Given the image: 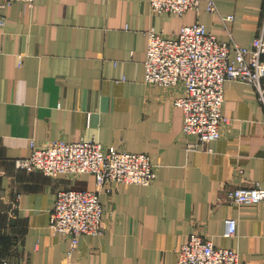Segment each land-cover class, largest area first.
Listing matches in <instances>:
<instances>
[{
    "label": "crops",
    "instance_id": "0c3cea01",
    "mask_svg": "<svg viewBox=\"0 0 264 264\" xmlns=\"http://www.w3.org/2000/svg\"><path fill=\"white\" fill-rule=\"evenodd\" d=\"M214 2L232 22L222 24L204 1L183 16L154 14L148 0H34L0 10V261L175 264L197 232L235 250L240 264H264V200L239 206L226 195L240 184L264 188V107L256 90L226 82L221 113L231 122L218 140L200 144L184 135L173 104L183 86L144 82L150 29L173 37L199 22L221 41L250 45L264 2ZM91 140L147 154L156 177L101 192L102 234L81 236L68 256V240L48 228L53 202L61 189L94 190V178H50L15 163L29 156L30 141ZM227 218L237 224L231 238L223 236Z\"/></svg>",
    "mask_w": 264,
    "mask_h": 264
},
{
    "label": "built area",
    "instance_id": "2783aa9c",
    "mask_svg": "<svg viewBox=\"0 0 264 264\" xmlns=\"http://www.w3.org/2000/svg\"><path fill=\"white\" fill-rule=\"evenodd\" d=\"M202 1L208 12L219 15L222 24L233 21L232 15L217 12L214 0H148V3L154 14L183 16L188 11H197ZM15 2L32 6L34 0H0V10ZM262 18L258 33L248 46L233 40L221 41L199 22L182 26L173 37L153 29L147 31L144 82L163 88L183 86V95L173 104L182 111L185 136H195L200 144L220 138L222 129L231 122L230 117L221 113L224 84L228 81L252 86L264 107V9ZM5 22L0 12V26ZM189 147L196 148L197 144ZM29 149L27 158L16 160L17 168L50 178L82 175L94 178V190L61 189L56 193L48 228L68 240V256L81 236L102 234L101 192L112 191L109 186L113 183L147 186L156 177V168L147 154L104 148L95 140L45 144L30 141ZM226 195L239 206L258 204L264 200V188L258 183L240 184L228 188ZM236 229L235 219L224 220L225 238L233 237ZM0 264L9 263L1 260ZM175 264H240V257L232 248L215 246L194 232L177 250Z\"/></svg>",
    "mask_w": 264,
    "mask_h": 264
}]
</instances>
